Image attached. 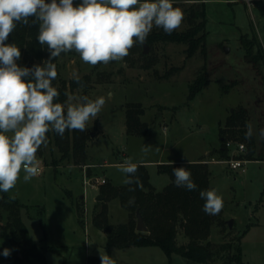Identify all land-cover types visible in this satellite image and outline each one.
Segmentation results:
<instances>
[{
  "label": "rangeland",
  "instance_id": "374dc122",
  "mask_svg": "<svg viewBox=\"0 0 264 264\" xmlns=\"http://www.w3.org/2000/svg\"><path fill=\"white\" fill-rule=\"evenodd\" d=\"M79 2L74 0V5ZM205 2L206 52L198 50L188 57L185 43L156 41L152 45L145 42L149 50L144 54L145 43H136L122 60L96 66L84 63L78 53L60 54L64 79L91 76L87 86L70 90L66 108L77 102L74 97L81 96L91 100L104 97L105 104L96 117L90 118L85 130L87 160L62 158L58 147L47 140L40 148L42 153L37 152L39 174L25 182L21 171L9 191L22 203V218L43 257L24 256L6 237H0V261L89 264L91 258V264H99L101 254H107L115 264H202L176 253L170 261L158 245L107 247V234L93 223V217L104 207L112 223L127 221L129 214L117 198L109 200L104 194L103 199L96 198L107 182L124 184L125 176L118 165L131 158L135 164H146L159 191L170 178L159 172L158 164L206 162L211 189L223 201L219 219L225 221L212 225L210 239L218 245L231 244L225 254H234L241 237V262L231 264H264V136L260 134L264 129V68L245 58L241 43L245 34L264 49V0ZM192 4L177 2L183 20L176 30L189 27L187 14ZM160 29L153 27L151 32ZM200 71H206L209 82L189 99L190 87ZM130 104L144 108L141 118L149 125L145 136L127 133L126 110ZM241 111L244 114L236 119L235 134L225 132L228 138L224 140L220 129L232 113ZM248 123L253 128V145L242 139L240 132ZM241 143L245 145L243 151ZM259 156L261 159H255ZM232 159L248 161L231 169L228 161ZM87 177L105 178L106 182L90 187L85 182ZM77 202L82 206V220ZM231 219L232 227L228 223ZM178 242H187L182 230ZM4 249H9L8 256ZM227 260V256L220 257L211 264H225Z\"/></svg>",
  "mask_w": 264,
  "mask_h": 264
},
{
  "label": "clouds",
  "instance_id": "9594fccd",
  "mask_svg": "<svg viewBox=\"0 0 264 264\" xmlns=\"http://www.w3.org/2000/svg\"><path fill=\"white\" fill-rule=\"evenodd\" d=\"M30 17L39 23L37 39L50 54L43 66L32 68L18 66L20 49L5 43L17 24L28 25ZM182 20L183 13L172 0H80L75 5L74 0H0V192L14 188L21 171L25 182L39 174L37 152L46 146L49 131L59 135L65 130L85 131L90 118L105 104L104 97H74L77 102L65 110L55 102L60 93L52 84L58 75L54 58L75 51L91 66L120 61L136 43H145L153 27L171 34ZM246 127L245 138L251 139V123ZM260 134L264 136V129ZM118 170L125 176V185L140 184L135 177L137 164L131 158L118 165ZM173 175L177 187L196 189L184 167L173 168ZM200 197L205 213L214 215L222 209L215 189L201 191ZM3 254L8 256L9 249ZM100 259L101 264H115L107 254Z\"/></svg>",
  "mask_w": 264,
  "mask_h": 264
},
{
  "label": "trees",
  "instance_id": "16d2710c",
  "mask_svg": "<svg viewBox=\"0 0 264 264\" xmlns=\"http://www.w3.org/2000/svg\"><path fill=\"white\" fill-rule=\"evenodd\" d=\"M181 0H172L174 7ZM192 1V7L187 14L189 27L185 30H175L171 34H166L163 29L149 33L146 43L152 45L156 41L185 43L188 57L194 56L198 50L206 52L207 40V18L205 0H184ZM35 17L29 18V24H17L16 29L9 35L6 44H15L20 49L21 57L16 61L18 66L32 68L34 65L43 66L49 59V52L46 45H41L37 39L39 23H33ZM241 43L245 49V58L252 62L255 67L264 68V49L256 43L255 38L249 39L245 34L241 36ZM255 46L257 49L254 50ZM68 53L75 54V51ZM146 56V55H145ZM57 66V78L52 81L53 86L60 93L55 102L65 106L68 102L70 90L87 86L90 75L66 80L61 76L59 57L53 59ZM263 77H264V71ZM209 82L206 71H200L192 83L189 99H192ZM232 113L227 119L224 127L220 130L227 140L225 132L235 134L236 119L244 114ZM144 108L137 104H130L126 110V127L130 135L145 136L149 131V125L142 120ZM242 139L245 138L247 128H240ZM88 133L78 130H65L63 135L55 131L47 133V140L56 145L62 153V158H68L75 162L85 161L87 153ZM251 145L254 144V137L246 139ZM42 153V149L38 150ZM221 151H224L223 149ZM253 151V150H252ZM248 159H254L249 157ZM261 159V156L255 158ZM159 172L167 173L170 181L162 190H157L151 182L149 170L144 163H137L135 177L139 178L140 184L136 185H114L107 182L102 186L101 192L107 199H119L124 209L128 211V220L125 222L112 223L109 213L104 207L93 217V223L107 234V247L112 246H149L158 245L163 248L172 260L173 254H179L187 260L195 263L211 264L220 257H228L225 264L232 261L241 262L242 248L241 237L234 254H225V251L232 247L231 244L218 245L210 239L212 225L218 221L224 223L220 218L221 210L218 214L210 215L205 213L203 206L205 201L200 197V192L211 190L210 170L206 162H176L160 163ZM184 167L191 173L196 189L188 191L186 188L177 187L173 168ZM135 189L129 191V188ZM0 237H6L15 245L24 256L43 257L39 244L31 237L28 227L25 224L21 208L22 203L10 195L9 192H0ZM134 198V200L132 199ZM130 200L132 202H130ZM80 220L83 218L82 206L77 202ZM141 212L144 221L148 226L147 231L137 230V213ZM180 230L187 238L186 243L178 242ZM91 258L89 264H91ZM98 264V263H95ZM101 264V262L99 263Z\"/></svg>",
  "mask_w": 264,
  "mask_h": 264
},
{
  "label": "built area",
  "instance_id": "2783aa9c",
  "mask_svg": "<svg viewBox=\"0 0 264 264\" xmlns=\"http://www.w3.org/2000/svg\"><path fill=\"white\" fill-rule=\"evenodd\" d=\"M239 146H240V150L243 151L245 148V145L243 143H241ZM245 162H246L245 159H232L231 161H228V163L232 169H237L238 167H241ZM93 179L94 178H92V177H90V178L87 177L85 179L87 186L95 187L97 182H101V183L106 182L105 178H102L101 181L99 178H97L96 180H93Z\"/></svg>",
  "mask_w": 264,
  "mask_h": 264
},
{
  "label": "water",
  "instance_id": "95a60500",
  "mask_svg": "<svg viewBox=\"0 0 264 264\" xmlns=\"http://www.w3.org/2000/svg\"><path fill=\"white\" fill-rule=\"evenodd\" d=\"M149 50V46L148 44H144V49H143V53L146 54ZM97 200H101L103 199V194H99L96 198ZM229 225L232 227L233 225V219L228 221ZM137 230L139 231H147L148 230V226L146 225L143 215L141 214V212L138 211L137 213V226H136ZM8 261L7 260H3L0 261V264H7Z\"/></svg>",
  "mask_w": 264,
  "mask_h": 264
},
{
  "label": "crops",
  "instance_id": "0c3cea01",
  "mask_svg": "<svg viewBox=\"0 0 264 264\" xmlns=\"http://www.w3.org/2000/svg\"><path fill=\"white\" fill-rule=\"evenodd\" d=\"M214 160H216V159H214ZM247 161H248V160H246V162H247ZM246 162H245V163H246ZM212 163H218V162L216 161V162H212ZM245 163H244V164H245ZM244 164H243V165H244ZM243 165H242V166H243ZM231 169H232V168H231Z\"/></svg>",
  "mask_w": 264,
  "mask_h": 264
}]
</instances>
